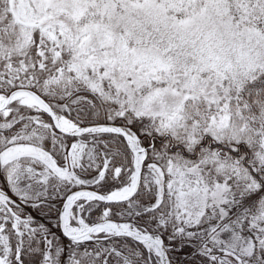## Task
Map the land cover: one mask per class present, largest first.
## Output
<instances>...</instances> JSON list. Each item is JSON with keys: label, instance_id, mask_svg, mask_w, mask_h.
<instances>
[{"label": "snow or ice", "instance_id": "1", "mask_svg": "<svg viewBox=\"0 0 264 264\" xmlns=\"http://www.w3.org/2000/svg\"><path fill=\"white\" fill-rule=\"evenodd\" d=\"M0 264H264V0H0Z\"/></svg>", "mask_w": 264, "mask_h": 264}]
</instances>
